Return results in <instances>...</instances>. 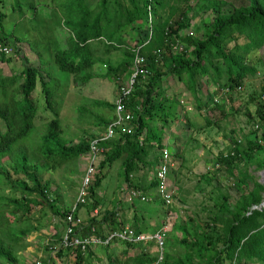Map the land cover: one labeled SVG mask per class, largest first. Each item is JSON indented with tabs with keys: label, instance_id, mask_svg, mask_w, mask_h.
Listing matches in <instances>:
<instances>
[{
	"label": "trees",
	"instance_id": "obj_1",
	"mask_svg": "<svg viewBox=\"0 0 264 264\" xmlns=\"http://www.w3.org/2000/svg\"><path fill=\"white\" fill-rule=\"evenodd\" d=\"M165 2L11 0L10 9L16 11V20L7 34H0V43L12 47L17 46V42H26L28 49L36 55L37 64L24 57L26 61L17 71L3 73L0 66V183L8 190L5 195L0 193V264H21L17 251L25 246L26 234L45 224L30 221L32 206L39 205L40 217L50 215L57 218L56 221L49 219L55 227L52 232L54 240L60 239L59 233L64 228V213L68 208L56 206V199L49 194L47 181L40 180L35 163L42 158L46 168H54L62 162L75 160L87 152L94 133L87 132L75 142L60 135L58 114L61 102L55 100L61 95L58 91H65L70 84H85L94 76L117 80L129 74L135 53L143 56L141 66L146 72L137 75L125 100L126 109L132 115L129 121L132 130L126 132L118 127L113 136L99 140L103 157L98 160L94 177L87 186L89 202H79L75 210L78 214L79 207L86 206L85 215L80 214L83 220L80 233L87 234L94 226L95 233L102 235L124 223L122 216H115V208L104 210L98 217L90 213L97 206V200L90 197L104 175L102 167L124 154L118 172L128 184L137 185L135 176H132L137 161L142 160L153 143L157 147L164 144L160 135L162 125L169 121L170 115L178 112L174 104H177V94L165 96L164 81L182 82L204 112L209 108L216 109L225 116L227 111L223 101L212 99L213 93L227 87V95L230 94L248 73L254 72L253 66L246 64L243 54L264 44V0H248L246 5L239 4L228 12H216L208 21V28L193 36L179 32L189 23L186 7L175 6L170 10ZM214 2L208 0L203 8L207 9ZM5 16L6 11L0 9V29ZM60 26L64 27L66 34L59 33ZM227 40L233 41L230 46L226 44ZM170 41H180L185 48L173 51ZM112 50H120L122 54L114 64L101 58ZM9 60L10 56L0 51V62ZM99 62L105 66L103 71L94 68ZM202 78L205 83H214L204 103L200 102L201 95L198 94ZM37 83L42 109L48 110L51 117L43 123L37 143L30 145L28 141H35L30 135L39 110L38 101L32 96ZM254 98L250 95L249 100ZM208 101L212 103L209 107ZM86 104L90 107L76 106L79 116L83 117V112L92 114V107L114 108L113 102L98 98H90ZM263 110L264 104L256 108L255 113L260 119L264 117ZM203 116L206 124L216 122ZM157 120L160 122L158 126L155 124ZM186 120L187 125L195 126ZM91 122L104 128L109 118L94 115ZM255 124L254 130H260L258 134L246 138L242 148L239 142L233 141L232 148L215 157L217 167L228 166L236 158L249 159L256 152L262 153L261 157L254 156L256 166L264 165V129L261 121ZM27 136L24 143H17ZM230 149L233 153L229 152ZM156 161L157 157L154 158V167ZM245 176L240 173L239 179L244 187ZM154 183L151 178L142 190L150 189ZM263 189L262 183L254 180L251 188L245 189L233 202L228 203L225 197L207 219L190 220L192 222L187 223L189 235L179 237L177 241L169 238L166 232L162 264H264ZM131 226L136 231L145 230L136 220ZM117 242L91 245L82 251L76 246L59 245L55 253L71 256L68 264H149L154 257L151 239L119 241L121 246ZM177 242L181 244L179 247H175ZM51 258L42 257L39 264H56Z\"/></svg>",
	"mask_w": 264,
	"mask_h": 264
},
{
	"label": "rangeland",
	"instance_id": "obj_2",
	"mask_svg": "<svg viewBox=\"0 0 264 264\" xmlns=\"http://www.w3.org/2000/svg\"><path fill=\"white\" fill-rule=\"evenodd\" d=\"M168 9H174L175 6L186 7V15L189 23L186 27L179 30L180 34L200 35L204 29L208 28V21L216 12H228L233 7L248 3V0H213L215 1L210 7H203L208 3V0H165ZM52 2V1H51ZM204 5V6H203ZM11 0H1L0 9L6 11V16L2 21L0 34H7L14 25L17 13L11 11ZM60 34H66L64 27L58 28ZM233 41L227 40L226 44L230 46ZM8 45V44H7ZM17 46H12V51L8 56V62H0L3 73H9V70H19L24 59L32 64H37L36 55L28 49L26 42H17ZM187 48H190L189 46ZM16 52L18 53L16 55ZM239 54V53H238ZM246 64L252 65L254 72L248 73L242 80L239 88L228 91L221 88L212 95V99L223 101L227 114L224 116L216 109L204 112L202 107L196 105L194 97L190 89L184 87V84L176 80H165V96H175L174 102L177 109V115H170L169 121L162 125L160 133L163 143H166L172 157V165L169 171L168 183L172 188L173 200L170 205H164L161 202L140 201L135 202V205L128 202V207L120 208L126 200L122 198L120 187L130 186L123 180L118 172L121 169V159L124 154L118 159L111 162L110 165H104L102 171L104 173L100 180V184L95 188L91 199L97 200V210L102 213L103 209L115 208L116 211H121L124 215V209L131 208L130 205L136 206L132 208L136 221L139 226L145 227V231L154 230L161 225H164L169 238L177 241L179 237L188 236L187 223L196 218L207 219L212 210L217 208V205L226 197L227 202H233L237 199L245 189H250L253 181L257 180L264 187V165L256 166L254 156L261 157V152L251 154L249 159L236 158L231 161L228 166L217 167L214 162L215 157L219 153L227 151L233 146V141L239 142L241 148L245 146V139L252 138L258 134L260 130H254L255 123L261 121V127L264 129V117L262 119L256 115V108L259 104H264V44L260 47L243 54ZM120 50H112L106 56L101 58L107 59L111 64L116 63L121 58ZM104 65L96 63L95 69L103 71ZM127 76V75H126ZM125 75L120 76L117 80H109L106 77L94 76L85 84L79 86L69 85L65 91H58L61 95L56 96L55 100L60 103L59 110V130L60 135L64 138L75 142L78 138L83 137L87 132H93L94 135H100L103 128L94 125L91 120L94 115H101L110 119L112 110L90 108L92 114L79 116L76 106L83 105L85 108L90 107L86 104L90 98L105 99L113 102L117 92L119 81L126 78ZM198 94L201 95V103L207 100V94L212 91L214 83H205L201 80ZM38 89V90H37ZM37 83L36 90L32 96L38 101V114L34 117L35 128L30 135L35 141L29 142L32 145L37 143L38 135L43 131V123L46 122L51 114L48 110L42 109V101ZM250 95H254L253 100H249ZM59 100V101H58ZM210 101L207 106H211ZM205 113V114H204ZM264 116V110H263ZM214 119L215 123H204V116ZM186 119L192 121L195 126L187 125ZM156 126L160 124L155 121ZM199 124V125H198ZM260 127V126H259ZM260 127V129H261ZM115 134V133H114ZM113 134V135H114ZM112 135V136H113ZM238 139V140H237ZM23 140V141H22ZM24 140H28V136L15 144ZM17 142V143H16ZM27 145V144H26ZM100 148L97 155L93 158L91 166L92 171L89 174V181L83 184L84 201L89 202L87 194V186L91 183L96 170L98 160L103 157L100 153ZM158 147L153 146L148 148L147 154L142 157V160L137 161V167L132 176L138 175L141 177V183L147 185L150 181L154 168V158L157 157ZM87 155V154H86ZM86 155L81 154L75 160H68L60 163L54 168H46L45 162L40 158L35 164L38 166L36 171L41 181H47L49 194L56 199V206L59 208H68L76 202L80 187L82 185V177L87 167ZM245 173V187L240 181V173ZM14 176V174H11ZM23 176L22 174H20ZM149 190V189H148ZM146 190L145 192H149ZM7 186L0 183V193H7ZM264 196V189L261 192ZM90 199V200H91ZM225 199V202H226ZM149 202V203H147ZM85 204L79 207L78 215H85ZM39 205L32 206L33 216L30 221L35 224L45 223L38 229L30 230L23 241L25 246L17 251L20 253L21 264H28L35 259L49 258L54 260L56 264H68L71 256L66 254H56L59 239H55L54 226L51 221H56L55 216L45 215L39 216ZM60 208V209H61ZM67 210V209H66ZM98 212V211H97ZM98 212V213H99ZM92 213V210L91 212ZM190 219H189V218ZM38 219V220H37ZM51 221H50V220ZM129 219L124 218V223L131 225ZM207 227V226H206ZM61 231V230H60ZM62 231L59 233L61 234ZM167 236V237H168ZM50 244H49V243ZM121 246L120 242H117ZM49 245V248L46 246ZM181 245L177 242L175 247ZM174 252V249H173ZM68 253V252H67ZM71 254V253H69ZM96 264H100L97 262ZM246 264H256L255 262H247Z\"/></svg>",
	"mask_w": 264,
	"mask_h": 264
},
{
	"label": "built area",
	"instance_id": "obj_3",
	"mask_svg": "<svg viewBox=\"0 0 264 264\" xmlns=\"http://www.w3.org/2000/svg\"><path fill=\"white\" fill-rule=\"evenodd\" d=\"M169 46L173 51H180L185 48L184 44L180 41L169 42ZM0 51L4 54H9L12 51V47L7 44L0 43ZM143 56L135 53L133 57V63L130 68L129 74L122 81H119L117 87V94L114 98L113 117L103 128L100 135L90 139L88 144V150L85 153L87 160V167L82 177V185L80 187L76 202L68 207L64 213L65 225L60 235L58 245L63 247L76 246L81 251L91 245H98L108 243L110 241H136L139 239H151L154 244V257L149 264H162L163 252H164V239L166 236V227L161 225L155 230L149 232L136 231L132 226L123 225L119 228L111 229L104 232L102 235L95 233L94 226L90 227L87 234H82L81 227L83 224L82 218L75 214L76 206L79 202L84 201L83 184H87L89 181V174L92 171V160L96 157V153L99 150L98 142L104 138H109L115 133L116 128H120L122 131L131 132L132 128L129 125V121L132 117L131 113L126 109L125 100L131 89L133 88L135 79L138 74H144L146 68L141 66ZM236 88H239L237 85ZM228 91V88L225 87ZM256 126V124H255ZM238 140V139H237ZM230 153L233 150L230 149ZM172 165V157L170 150L166 143L158 147L157 161L152 173V177L155 181L153 186V193L141 191L139 188L129 186L120 187L122 198L128 202L134 199L139 201H160L164 205H170L173 200L172 188L168 183L169 171ZM29 264H39V259H35Z\"/></svg>",
	"mask_w": 264,
	"mask_h": 264
},
{
	"label": "crops",
	"instance_id": "obj_4",
	"mask_svg": "<svg viewBox=\"0 0 264 264\" xmlns=\"http://www.w3.org/2000/svg\"><path fill=\"white\" fill-rule=\"evenodd\" d=\"M126 76V75H125ZM116 94H117V92H116ZM116 94H115V96H116ZM115 96H114V98H115ZM103 100H105V99H103ZM113 101H114V99H113ZM111 102V101H110ZM108 111V110H107ZM113 117V110H112V113H111V117H110V119ZM109 119V120H110ZM103 131V130H102ZM102 133V132H101ZM95 136H97V135H94L93 134V137H95ZM141 177L140 176H138V175H135V182H136V186H135V188H139L141 191H146V190H142L143 189V186H146V185H143V184H140L141 183ZM151 180V179H150ZM133 187V186H132ZM149 192L148 193H150V194H152L153 193V187H151L149 190H148ZM132 201H134V202H136V203H139L140 201L139 200H137V199H134V200H132ZM152 202H159V201H152ZM132 203V202H131ZM98 205V204H97ZM128 205H129V203H128V201H126V203L124 204V205H120V208H121V210H122V207L124 208H126V207H128ZM133 205H135V204H133ZM131 206V208H128V210L127 209H124V211L123 212H125V214L123 215L122 214V212L119 210V211H115V216H117V218H118V216H122L123 217V220H124V218H126V219H129L131 222L130 223H132L133 221H135L136 220V218H135V215L133 216V214L134 213H131L132 212V208H134V206H132V205H130ZM107 209V208H106ZM106 209H103V210H106ZM99 212V210H97V206L95 207V208H93L92 209V213L91 214H95L96 216L97 215H99L100 214V212ZM100 216V215H99ZM98 217V216H97ZM137 222V221H136ZM138 224V223H137ZM123 225H129V224H126V223H123ZM131 226V225H130ZM157 229V228H156ZM104 230H106V229H104ZM155 230V229H154ZM149 231H152V230H149ZM148 231V232H149ZM106 232V231H105ZM143 232H146L145 230L143 231ZM119 242V241H118Z\"/></svg>",
	"mask_w": 264,
	"mask_h": 264
}]
</instances>
